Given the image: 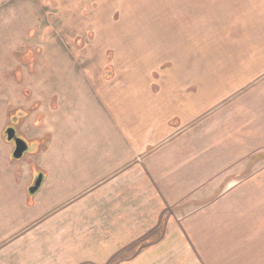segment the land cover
<instances>
[{
	"label": "crops",
	"instance_id": "obj_1",
	"mask_svg": "<svg viewBox=\"0 0 264 264\" xmlns=\"http://www.w3.org/2000/svg\"><path fill=\"white\" fill-rule=\"evenodd\" d=\"M133 2L110 62L0 86V264H264V0Z\"/></svg>",
	"mask_w": 264,
	"mask_h": 264
},
{
	"label": "rangeland",
	"instance_id": "obj_2",
	"mask_svg": "<svg viewBox=\"0 0 264 264\" xmlns=\"http://www.w3.org/2000/svg\"><path fill=\"white\" fill-rule=\"evenodd\" d=\"M133 1L0 0V86L10 81L14 90L32 94L31 77L38 74L40 62L59 59L64 53L74 59L104 58L110 62L113 49L129 41L128 34L119 36L114 32L118 25H127L123 12L144 10L143 3ZM112 73L109 67L107 75ZM2 95L0 87V105H5ZM8 109L3 115L6 140L7 128L18 129L27 113L23 108L14 112ZM19 135L33 146L29 152L37 150L34 146L40 141L32 142Z\"/></svg>",
	"mask_w": 264,
	"mask_h": 264
},
{
	"label": "water",
	"instance_id": "obj_3",
	"mask_svg": "<svg viewBox=\"0 0 264 264\" xmlns=\"http://www.w3.org/2000/svg\"><path fill=\"white\" fill-rule=\"evenodd\" d=\"M5 133H6L7 140L10 142H13L15 145V149L13 152V157L15 159L22 158L25 155V153L29 152L30 149L33 148V146L31 148V145L19 135L16 127L9 126ZM43 179H44V176L42 173L36 177V179L34 180V183L30 187V193L32 195H34L38 190H40Z\"/></svg>",
	"mask_w": 264,
	"mask_h": 264
}]
</instances>
